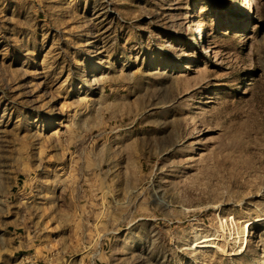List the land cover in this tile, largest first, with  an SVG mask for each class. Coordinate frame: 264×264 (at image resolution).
Instances as JSON below:
<instances>
[{
    "label": "rangeland",
    "instance_id": "rangeland-1",
    "mask_svg": "<svg viewBox=\"0 0 264 264\" xmlns=\"http://www.w3.org/2000/svg\"><path fill=\"white\" fill-rule=\"evenodd\" d=\"M261 217L264 0H0V264H264Z\"/></svg>",
    "mask_w": 264,
    "mask_h": 264
},
{
    "label": "bare ground",
    "instance_id": "bare-ground-1",
    "mask_svg": "<svg viewBox=\"0 0 264 264\" xmlns=\"http://www.w3.org/2000/svg\"><path fill=\"white\" fill-rule=\"evenodd\" d=\"M199 32V31H198ZM202 35V34H201ZM264 220V217L261 218H257L255 219L253 222H258V221H262ZM251 222L247 223L245 229H244V243H243V247H246L248 244V240L250 237V226H248V224H250ZM209 238V237H208ZM207 238V239H208ZM215 239H209V240H203L202 243H198V245L194 246L196 248H201V249H206V248H217L216 244H215ZM217 241V240H216ZM196 244V243H195ZM193 249V248H192Z\"/></svg>",
    "mask_w": 264,
    "mask_h": 264
}]
</instances>
